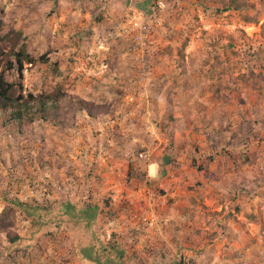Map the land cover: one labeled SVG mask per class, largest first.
Instances as JSON below:
<instances>
[{
  "label": "rangeland",
  "instance_id": "1",
  "mask_svg": "<svg viewBox=\"0 0 264 264\" xmlns=\"http://www.w3.org/2000/svg\"><path fill=\"white\" fill-rule=\"evenodd\" d=\"M225 1L0 0V73L45 55L57 108L0 102V264H264V0Z\"/></svg>",
  "mask_w": 264,
  "mask_h": 264
},
{
  "label": "trees",
  "instance_id": "2",
  "mask_svg": "<svg viewBox=\"0 0 264 264\" xmlns=\"http://www.w3.org/2000/svg\"><path fill=\"white\" fill-rule=\"evenodd\" d=\"M242 9H251V6L245 0H227L221 3L220 12H225L229 10L241 11ZM3 14V9L0 8V30L2 29L1 18ZM244 23L250 24L251 18L245 17ZM10 56L13 59L7 61V73L15 72L16 81L10 82L6 79L7 73H0V102L2 104V109L10 110L12 119L16 123L21 124L22 121H26V124H31L35 118L40 120L56 118V105L51 100L50 95H32L31 93L24 94L21 80L24 78V66L23 61H26L31 66L40 62L47 63L48 58L45 55L39 56L38 58H33L28 54H25L22 49L12 51ZM76 106L79 111L86 112L89 116H93L94 108L97 107L94 103L78 101ZM14 207L6 206L2 215L0 216V229H8L10 223L6 220L12 216ZM16 236L10 235L8 233V239L13 242ZM17 239V238H16Z\"/></svg>",
  "mask_w": 264,
  "mask_h": 264
},
{
  "label": "built area",
  "instance_id": "3",
  "mask_svg": "<svg viewBox=\"0 0 264 264\" xmlns=\"http://www.w3.org/2000/svg\"><path fill=\"white\" fill-rule=\"evenodd\" d=\"M160 5H163L160 3ZM133 25L136 28H141L142 26V21H135ZM140 156H143L140 154ZM141 196V195H140ZM144 202H145V207L141 211V218L147 216V212L152 214L154 212V209L157 205L158 199L156 198L155 194L151 191H149L147 194L145 193L143 196ZM177 264H188L186 259L184 257H179Z\"/></svg>",
  "mask_w": 264,
  "mask_h": 264
}]
</instances>
